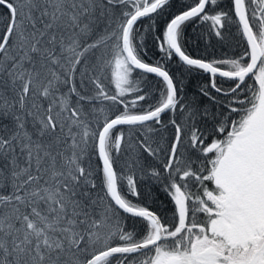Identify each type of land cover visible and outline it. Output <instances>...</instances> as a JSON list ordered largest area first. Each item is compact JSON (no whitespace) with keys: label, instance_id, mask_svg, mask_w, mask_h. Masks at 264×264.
<instances>
[{"label":"snow or ice","instance_id":"1","mask_svg":"<svg viewBox=\"0 0 264 264\" xmlns=\"http://www.w3.org/2000/svg\"><path fill=\"white\" fill-rule=\"evenodd\" d=\"M230 4L0 0V264H264V0ZM189 23L240 53L190 54Z\"/></svg>","mask_w":264,"mask_h":264},{"label":"trees","instance_id":"2","mask_svg":"<svg viewBox=\"0 0 264 264\" xmlns=\"http://www.w3.org/2000/svg\"><path fill=\"white\" fill-rule=\"evenodd\" d=\"M220 5L225 10H228L231 7L230 0H220ZM149 23V20L144 19L138 23L137 27L143 30L144 25H147ZM207 32V24L189 23L187 25L185 29V48L190 54L196 57L206 56L211 59L232 56L233 54L238 55L240 53L241 49L238 47V44L240 43V38L236 34L235 27H232L230 32L226 33L227 39L223 42L217 40V38H215L214 36L207 35ZM146 39L148 51L144 58L147 62L153 63L156 59L162 56V54L159 53L158 50L155 48L153 41L150 37L146 36ZM168 67L173 74H178L179 65L175 61L169 62ZM180 79L182 80V85L178 86L183 88L181 96L184 99H191L192 97L197 96L199 87L207 83L208 77L203 75L202 73H193L190 76L186 75L184 77H181ZM157 83V78L151 74H149L142 83L141 86L145 89L147 93H149V100L144 102L145 104L152 102V94L156 92ZM218 83H220L221 86L225 89L231 86L230 83L223 82L219 78ZM200 99L203 101V103H207L206 98L200 97ZM164 119L167 120L168 116H165ZM201 128L206 132V134L210 132L211 121H208L207 124L202 121ZM171 133L172 129L169 128L168 132L166 133L169 140L171 139ZM211 139L212 136H209L206 143H210ZM208 186L210 188L212 187L210 183ZM140 190L142 193V201L147 203L152 210L157 211L159 215L165 217L166 222L170 220L171 210L173 206L170 202L169 197L163 191V189L161 187L154 186L153 184L141 182ZM125 224L127 230H135L139 227V222L134 221L131 218L127 219L125 221Z\"/></svg>","mask_w":264,"mask_h":264},{"label":"water","instance_id":"3","mask_svg":"<svg viewBox=\"0 0 264 264\" xmlns=\"http://www.w3.org/2000/svg\"><path fill=\"white\" fill-rule=\"evenodd\" d=\"M151 75H154V74H151Z\"/></svg>","mask_w":264,"mask_h":264}]
</instances>
